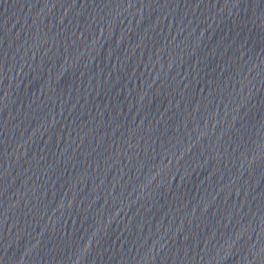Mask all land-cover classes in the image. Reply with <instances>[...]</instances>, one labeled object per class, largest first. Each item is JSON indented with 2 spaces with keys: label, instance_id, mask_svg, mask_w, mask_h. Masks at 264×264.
I'll return each instance as SVG.
<instances>
[{
  "label": "water",
  "instance_id": "1",
  "mask_svg": "<svg viewBox=\"0 0 264 264\" xmlns=\"http://www.w3.org/2000/svg\"><path fill=\"white\" fill-rule=\"evenodd\" d=\"M0 264H264V0H0Z\"/></svg>",
  "mask_w": 264,
  "mask_h": 264
}]
</instances>
